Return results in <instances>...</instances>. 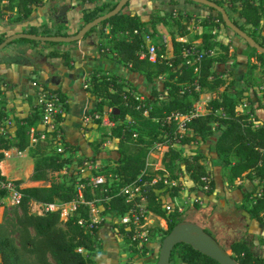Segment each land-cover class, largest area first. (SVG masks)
Segmentation results:
<instances>
[{
    "label": "trees",
    "instance_id": "16d2710c",
    "mask_svg": "<svg viewBox=\"0 0 264 264\" xmlns=\"http://www.w3.org/2000/svg\"><path fill=\"white\" fill-rule=\"evenodd\" d=\"M95 1L82 0V3ZM184 1L194 3L190 0ZM212 1L222 6L230 19L233 17L230 12L236 11L243 21L241 24H237L236 21L233 23L245 31L257 44L264 47V35L261 34L264 24V0ZM43 3L44 0H0V18H9L16 9L19 16L12 20L16 22L26 20L33 9ZM115 5L108 11L112 10ZM107 7L106 4H102L93 10L83 9L82 24L78 30L85 23L108 12H105ZM191 18L186 14L184 16L173 14L158 16L147 22L141 20L137 14H130L122 9L99 24L102 27L109 26L108 35L111 37L118 33H128V36L124 38L114 39L112 51L117 60L127 65L131 71L142 74L149 81L163 77L162 88L167 90L165 94L152 86V98L146 99V104L144 103V106L137 109L139 102L129 94L130 91H135L131 89V86L128 88L119 76L110 73L101 75L94 73L87 88L89 94L96 99L94 107L91 108V114L93 111L108 113L114 122V126L110 129L105 127L106 131H102L101 137L116 140L118 157L115 158V166L108 167L100 173L106 178L105 184L101 187H84L83 199L93 204L98 200L103 201L107 211L119 216L129 207L125 203L124 195L119 193L120 188L127 185L139 186L140 194L136 198L137 201H144L149 211L166 222V228L156 227V231L162 234L161 241L175 224L186 219L183 215L186 212L179 214L176 210L170 213L163 210L162 201L156 193V190L164 187L163 180L157 179L152 182L155 177L144 171L147 155L155 141H167L162 156L165 169L157 171L159 177L167 171L170 179L177 178L172 165L174 161L179 160L183 163L193 183H200V176L209 177V189L204 192L206 195H211L214 191V182L201 162L202 155L183 156L178 148L172 146L175 142V124L173 121H167L166 118L174 111H186L191 108L199 93L213 95L223 86L224 90L208 101L205 113L187 122L188 131L179 139V144H189L192 141L208 143L210 137L217 132L213 140V151L223 167L228 169L227 182L233 183L243 178L258 181L259 189L245 193L243 204L239 209L247 213L250 219L264 225V124L255 127L253 120L250 119V114L255 117L256 109L264 112V82L260 93L248 98L249 112H239L237 108L242 104L245 89L233 85V92L229 93V86H225V79L214 68L215 64H224L229 60L230 45L214 40L212 30L196 36V39H201L197 44L189 40H178L189 34L192 22L197 23V18ZM159 22L166 26L173 25L176 28L168 33L172 55L165 57V47L156 45L155 61H150L148 57L140 58L139 50L144 44L141 33L147 31L155 35V32L148 30L147 24L150 23L153 29L154 25ZM196 25L210 29L227 28L220 13L204 17ZM97 26L90 29L83 39L88 37ZM37 28L41 29V32L35 33ZM65 29L66 24L62 22L58 23L56 28L42 24L39 27H29L23 32L48 36H70L66 32L62 33ZM136 29L139 33L133 34ZM5 38V35H0V43ZM21 41L32 44L43 43L25 38L16 39L11 43ZM45 43L51 47L46 52V57L58 58L64 65H70L71 57L68 49L59 48L61 43ZM192 46L194 50L204 52L199 61H194L196 54H185V50ZM214 49H218L217 55L213 53ZM250 58H255L259 65L264 67V53L249 46L248 61ZM187 60L190 62L187 63ZM256 68H258L256 63L248 62V68L243 74L244 83L248 87L253 85L252 75ZM196 86L199 91L195 90ZM56 91H59L62 98L66 100L65 95L59 89ZM162 94L165 100H161ZM66 107L67 104H65ZM144 109H147V115L143 114ZM8 115L5 100L0 96V129L4 121L8 119ZM41 118L42 109L38 105H32L29 114L22 118H15L16 127L12 137L0 130V161L4 159L3 150L27 149L36 156L29 179L34 182H47L42 186L20 188L19 204L5 208L0 220V264H96L91 253L98 252L96 251L98 248L97 228L88 227L91 209L88 204L78 203L67 219L60 218V210L37 213L31 209L32 202L67 204L77 194L75 190L77 177L73 176L64 181L58 174L71 162L69 153L74 149L73 146L62 141L60 143L63 147L62 152H58L55 145L51 151L45 152L43 142H38L33 146L29 145L28 132L31 127L39 124ZM134 134H136L135 137ZM102 142L103 140L90 142L94 148V154L99 152ZM66 152H69V155ZM111 175H114L116 179L113 178L112 182L108 183L107 179ZM0 179H5L1 173ZM14 182L21 185L22 180L20 178ZM106 186L108 188L105 191L103 188ZM180 189L181 184L170 187L169 190L172 191L170 194L177 195ZM3 196L5 192L0 190V198ZM245 227H247L246 224ZM204 230L214 237L210 229L204 228ZM153 235L154 233L152 237ZM216 240L220 243L217 238ZM221 246L226 251L229 250L231 256L239 264H264V257L252 250L247 232L241 238L232 240L228 246L223 244ZM169 264L219 263L190 245L180 243L172 249Z\"/></svg>",
    "mask_w": 264,
    "mask_h": 264
},
{
    "label": "rangeland",
    "instance_id": "374dc122",
    "mask_svg": "<svg viewBox=\"0 0 264 264\" xmlns=\"http://www.w3.org/2000/svg\"><path fill=\"white\" fill-rule=\"evenodd\" d=\"M76 1V0H72ZM80 4L82 3V0H80ZM119 0H96L93 3H84V6L86 7L84 10H93L98 8L102 4H106L108 7L105 10L108 11L113 5H115ZM45 2L52 4L53 0H45ZM62 2H70L69 0H58L57 3ZM166 2L167 4L171 3L172 0H129L127 5L124 6L123 11L128 12L130 14H137L141 20L143 21H150L152 18H156L158 16H184L185 14L187 16H191L192 18H199L201 20L204 17L209 16L210 14L214 15L217 12L215 10H211L207 6L197 4V3H191L192 6L195 8H198L200 13H195L194 11H189L185 9L184 6V0H176L175 6L172 5V7H162V3ZM190 3V2H188ZM78 4V5H80ZM166 5V4H165ZM179 5V6H178ZM66 6V5H62ZM60 8H53L50 6V10H53L52 14L47 15V22L44 24L47 27L50 28H56L58 23L64 22L65 24H69V31L71 33H67L66 31H62V33H67L68 35H73L78 28L82 24V11L78 9L77 5H72L74 7H71L69 10H64V12L57 16ZM183 7V8H181ZM173 10V11H172ZM202 11V12H201ZM81 13V14H80ZM183 14V15H182ZM232 17V21H236L237 24H241L243 19L239 16V14L234 11L230 12ZM18 14L15 12V10L10 15L11 18L16 17ZM66 15L67 20L64 18ZM57 16V17H56ZM56 18V19H54ZM191 18V19H192ZM56 20V21H55ZM81 24L79 25V23ZM198 24V20L196 21ZM14 24L13 22H8L7 19L0 18V31L5 28V30L11 28V25ZM7 25V26H6ZM148 30L155 32V34H168L171 32V30H175V26L170 25L166 26L163 23L159 22L156 23L153 27V29L150 27V23L147 24ZM263 26V25H262ZM19 26H16L18 28ZM19 31H22L20 28H18ZM209 30H212V34L214 36V40H219L223 43L229 44V60L224 64H215L214 68L217 73H220L222 77L225 79V86H229V93L233 92L234 86L242 87L245 89V92L243 93V100L247 101L248 106V98L253 97L255 94H259L260 90L263 87L264 82V67L260 66L259 63L255 60V58H250V61H248V51L249 46L245 42L243 38L238 36L235 32L230 30L229 28H214L210 29L209 27H201L198 25H194L193 28L191 26V30L189 31V34L186 36V40L193 41L195 44L199 43L201 41L200 38L196 39V36H199L201 33L208 32ZM247 30V29H246ZM262 30V28H261ZM41 32V29L37 28L35 30V33ZM109 32V26H100L98 25L93 32L89 34L88 37L82 38L81 40L77 42H71V43H61L59 45V48H67L69 46H86L85 48V54H91L93 56V59L86 55L85 59H80V51L76 48L72 50V55L76 61V64L74 67H77L78 65H83V69H80L77 71L78 78H79V89H80V98L87 97L88 100H92L96 102V99L94 97H91L89 92L87 91L88 86L90 85V79L94 73L101 75L102 73L109 72L110 74L114 73L113 69L111 68L112 65L119 64V76L126 84V86L129 88L131 86L135 93L143 98L142 104H146V99L152 98L151 95V88L152 86H155L160 90L161 93H166V89L162 88V82L163 77H159L158 79H155L153 81H149L146 79L142 74L136 73L130 70V68L123 64L122 62L118 61L115 54L112 51L113 43L116 39L124 38L121 33L116 34L114 37H111L108 35ZM261 34L262 31H261ZM1 35H4L3 33ZM264 35V34H263ZM115 39V40H114ZM183 41H186L184 38H182ZM27 43L29 46L39 47L40 50L37 51L40 56L37 58L40 62H43L44 59H46V52H48L49 49H51L50 45L43 42L41 44H32ZM56 43V42H52ZM92 43L94 45L93 50H89L87 45ZM15 43H10L6 45L4 48L0 50V73L6 76L8 74L9 68H18L17 66L23 65V59L25 58V51L23 49L14 48ZM171 48L166 49L165 51V57H170L168 54L170 52ZM169 51V52H168ZM213 53L217 55L219 53L218 49H214ZM93 60H98L101 65L94 66ZM53 67L52 70L56 71L55 68H58L59 63H56V61L52 60ZM248 62L256 63L258 65V68H256L253 71L252 75V86L245 85V81L243 78V74L246 72L248 68ZM92 65V66H91ZM35 67L38 68V64H35ZM60 67V66H59ZM19 73V82L21 83H28V74L24 70L23 67L20 68ZM116 73H114L115 75ZM234 85V86H233ZM224 86L219 88L218 92L216 94H206V93H199L198 98L194 101L192 106L200 107L201 113L203 114L206 111V106L208 101L212 98L220 94L224 90ZM78 95V96H79ZM23 97V95H22ZM25 96L23 97V100H25ZM165 96L162 94L161 100H165ZM7 104V103H6ZM255 106V105H254ZM6 110L8 111L9 115H14L15 110L13 107L6 106ZM237 110L239 112H245L248 113L249 110L247 107H242L241 105L238 106ZM91 109H87L86 114H91ZM88 112V113H87ZM96 112V111H93ZM92 112V113H93ZM67 114V110L65 112ZM85 114V115H86ZM8 116V119L3 123L1 126V131L8 132L11 128L14 126L15 122V116L11 117ZM67 116V115H66ZM257 119H256V118ZM255 117L251 116L250 119L253 120L254 124H257L260 126L261 124H264V112L260 109L255 110ZM255 119V120H254ZM129 120V118L127 119ZM83 132L87 129V127H82ZM79 130V128H78ZM106 131L105 127L100 126L95 129L96 134L93 136H90L89 138H95V142L99 140H103L101 148L99 150L98 160H100V169H91L90 173L95 174L96 170H106L108 167L115 166V158L118 157L117 152V143L115 139L109 138V137H101L102 131ZM79 135L83 134L82 130L78 131ZM217 135V132L213 134V136L210 137V141L208 143L203 142H197L192 141L189 144H179V143H173L172 146L178 148L181 151V154L183 156H194L201 154V162L206 167L210 178H212L214 182V196L209 197V195H206V193L197 187H192L189 185L188 179L185 176L184 173V165L181 161L177 160L173 162L172 168L174 174L177 176V178H182V181L185 185H182V188L178 191L177 195L175 196V201L180 205L185 207V214H183L186 217V220L196 221L199 225H201L204 228L210 229L214 237H216L221 244L224 246H228L229 243L232 240L241 238L244 234H246L247 227H245V224L243 222V219L248 216L247 213H245L243 210L239 209L241 204H243V195L245 193H248L250 191H256L259 189L258 181L253 180V182L248 178L238 179L235 180L233 183L227 182V173L228 169L224 168L221 164L220 160L217 158L216 154L213 151V140L215 136ZM84 137V136H82ZM86 138V137H84ZM80 139V137H79ZM64 140V136H63ZM89 143V142H88ZM84 144L86 145V142L84 141ZM90 144V143H89ZM53 145L51 143H42L43 150L45 152H49L53 149ZM91 145V144H90ZM92 147V146H91ZM92 152L94 151V148H91ZM33 155V156H32ZM88 156V155H87ZM90 157H86V155H81L80 157H74L71 158V161H74L72 164V167H69L67 170V173L64 174L63 170L59 171V176L66 181L68 178L73 177L75 174L81 173V171L78 169L81 166V163L85 158H90L89 160L95 161L96 159L93 157V155H89ZM163 156V154H162ZM36 156L31 152H25L23 156H17L16 154H12L10 158L7 159V164L4 163V170L6 173H3V171L0 170V173H3L7 175V167L10 168V172L8 177L11 180H17V178H21L22 185L21 188L32 185H46L47 182L40 181V182H34L29 179V176L32 173L33 170V162ZM149 165L147 166L145 172L148 174H151L155 178L152 180V182H155L159 175L157 173L158 169L156 165L157 159L153 156L147 157ZM160 168H164V165L162 163V157H161V165H159ZM3 168V167H1ZM67 168V167H66ZM186 172V171H185ZM168 173V172H167ZM113 178L115 179L114 175H111L108 177L107 182L111 183ZM159 180V179H158ZM219 187V188H218ZM218 190V191H217ZM159 192V191H156ZM172 191L167 190L164 191L162 194L164 195V198L166 199L167 195H170ZM201 199V204L195 202V198ZM194 200V201H193ZM187 201H189L191 204H188ZM175 204V202L173 201ZM33 204V203H32ZM31 204V209L37 210L38 208ZM192 208V210H191ZM91 217L95 218L98 221V226H100L103 222H108L109 230L112 232V235L114 236L115 240L119 242V250L124 254V258L121 259L122 263L133 261L135 264H156L158 260V252L161 245V232L156 231V227H160L159 224H162L159 219H155L153 221V237L151 238V243L149 245H146L140 249L135 248L134 246L130 245L128 240L125 239L123 236L119 235L114 231L117 221V215H114L112 212H109L104 207V202L98 200L97 203H95L91 209ZM99 222H102L99 225ZM161 228V227H160ZM250 230H253L255 233L264 234V225L261 223H258L254 220L250 222L249 225ZM244 231V232H243ZM101 246L96 249V251L101 250ZM229 253H231L228 250ZM96 254L95 252L91 253V255ZM108 257H111V263L110 264H118V259L120 258V254L118 253H108Z\"/></svg>",
    "mask_w": 264,
    "mask_h": 264
},
{
    "label": "built area",
    "instance_id": "2783aa9c",
    "mask_svg": "<svg viewBox=\"0 0 264 264\" xmlns=\"http://www.w3.org/2000/svg\"><path fill=\"white\" fill-rule=\"evenodd\" d=\"M183 15V14H182ZM196 25L194 22L190 25L189 30H191V26ZM139 30L136 29L133 31V34H138ZM123 36H128L127 32L121 33ZM141 35L143 36L144 44L141 46L139 50L140 58L148 57L150 61H155L157 56V48L156 45H162L165 49H168L170 46V36L168 34H155L151 35L150 32H142ZM184 37L178 38V40H182ZM166 51V50H165ZM185 54H196L194 61H199L204 52L203 51H196L194 47H190L189 49L185 50ZM187 63L190 61L187 60ZM197 69V68H195ZM37 91L34 94V104L38 105L42 109V118L39 124L36 127H31L28 136H29V145L33 146L38 142L49 143L52 142L56 144V150L58 152L63 151V147L61 146V142L63 140V134L61 130V123L62 119L65 116L66 108V100L62 98L61 93L56 90H50L44 85H37ZM196 91L198 87L195 88ZM132 95L135 100L139 102L137 109L140 106H144L142 104L143 98L137 95L135 92L130 91L129 93ZM242 107H247V101L243 100ZM201 113L200 107L191 106L186 111H174L172 112L167 118V121H173L175 124V142L179 143V139L188 131L187 129V122H189L192 118L199 115ZM143 114L147 115V109L143 110ZM252 114H250V117ZM85 120H93L96 121L99 125L110 129L114 126V122L108 116V113H100L98 111L93 112L92 114L88 115ZM257 127V124H254ZM136 134H134V137ZM164 138L167 140L166 136ZM174 142V143H175ZM167 141H155L149 150L148 156H153L157 159V168L160 170H164L160 168L161 165V157L163 154L164 145H166ZM25 150H17V149H7L3 150L4 159L7 160L11 157L12 154H16L17 156H23ZM2 161V160H1ZM0 161V163H1ZM149 165L148 160L146 158L145 162V169ZM64 174L67 173L68 167L63 168ZM81 173L75 174L74 176L77 177V184L75 187L76 190V197L67 204H64L62 207L57 206L54 203L50 204H37L38 211L34 210L37 213H41L42 211H55L60 210V218L67 219L70 213H72L78 203H85L90 206V208L94 205L90 202H85L83 199L82 190L84 187H97L103 186L105 184V176L101 175V170H96L95 174H91V169H100V164L92 161V160H84L81 166L78 168ZM2 175V174H1ZM116 179V178H115ZM159 180H163L164 187L158 189L156 192L159 195V198L162 201V208L166 212L170 213L174 210L177 211L179 214H183L185 212V207L180 206L175 201L176 195H167L166 199L162 194L166 189L168 190L170 187L177 186V182L174 179H170L168 177L167 171L162 174L158 178ZM84 180V181H83ZM209 177L206 175L200 176V183H193V187H197L200 190L207 191L209 189L208 184ZM194 187V188H195ZM21 185H17L14 180L9 178L0 179V190L5 192V196L0 198V216L3 215V212L7 206L10 205H17L21 199L20 193ZM108 186L103 188V190H107ZM139 186L136 185H127L121 187L119 190L120 194H123L125 197V203L129 205L126 212L123 214L116 216V226L114 231L119 235L123 236L125 239L128 240L129 244L134 246L135 248H142L146 245L151 243V238L154 230L153 221L155 219H159L162 224H159L162 229L166 228V222L164 219L158 217L157 215L153 214L149 211L145 205L144 201L138 202L137 197L139 196ZM259 195V193H257ZM175 202V204L173 203ZM194 201V200H193ZM195 202L201 204L200 198H195ZM35 203V202H34ZM188 204H191L187 201ZM36 204V203H35ZM90 223L88 224L89 228L96 227L98 221L95 218L91 217L90 212ZM82 223V222H80ZM82 251V249H78Z\"/></svg>",
    "mask_w": 264,
    "mask_h": 264
},
{
    "label": "crops",
    "instance_id": "0c3cea01",
    "mask_svg": "<svg viewBox=\"0 0 264 264\" xmlns=\"http://www.w3.org/2000/svg\"><path fill=\"white\" fill-rule=\"evenodd\" d=\"M58 0H53L52 4L50 5L49 3L45 2L43 5L36 7L33 9L30 17L26 20H22L19 22L13 21L11 17L7 18L8 22H13L14 24L8 25L11 26V28L5 30L3 28L2 31H0V35L3 33L6 37L8 35H11L13 33H18V32H23L24 30L28 29L29 27H39L40 25L44 24L47 22V15L52 14L53 10H50V6L53 8H60L62 5L67 6V10H69L71 7H74L72 5H77L78 9L80 12L85 9L88 6H84V4H80V0L72 1L69 0L70 2H62V3H57ZM176 3V0H172V2L167 4L166 2L162 3V7H172L175 6L174 4ZM184 8L189 10V11H194L195 13H200L198 8H195L192 6L191 3L185 2L184 1ZM80 4V5H78ZM166 4V5H165ZM179 6V5H178ZM181 7V8H183ZM173 11V10H172ZM15 12L18 14L17 10L15 9ZM202 12V11H201ZM81 14V13H80ZM211 15V14H210ZM213 15V14H212ZM215 15V14H214ZM240 16V15H239ZM241 17V16H240ZM15 18V17H14ZM64 18L67 20L66 15ZM195 18V17H194ZM242 18V17H241ZM199 21V18H197ZM243 19V18H242ZM5 20V19H4ZM81 22L79 23V25ZM7 26V25H6ZM16 26H19L22 31H19ZM65 31L67 33H71L69 31V24L66 23V29ZM262 33L264 34V24L262 26ZM186 40V36L184 37ZM89 50L94 49V45L90 43L87 45ZM86 46H80L79 44L76 46H69L65 49H68L70 52V65L66 66L62 63V61L58 58H48L44 59L43 62H40L37 58L40 56L37 51L40 50L39 47H34V46H29L27 43L21 41L17 42L14 44V48H19L23 49L25 51V58L23 59V65L22 66H17L18 68H9L8 69V74L4 76L3 74L0 73V96L5 100V105L8 107H13L15 110L14 115H8V116H15L18 118H22L29 114L30 108L34 104V94L37 91V85H44L48 86L50 90H56L59 89L66 97V104H67V114L65 113L64 118L62 119L61 123V130L62 134L64 136V141L68 142L71 146H73L72 152H66L67 155L70 154L71 158L74 157H80L82 154L86 155V157H90L89 155H93L94 152L91 150L90 145L91 141H94L95 138H89L90 136H93L96 134L95 129L99 127V124L96 121L93 120H85V118L88 116L86 114L87 109H91L94 107L95 102L92 100H88V98L83 97L80 98V89H79V78L77 71L80 69H83V65H78L77 67H74L76 64V61L72 55V50L77 49L80 51V59H85V56L88 55L93 59V56L91 54H85V48ZM170 48V47H168ZM169 52V51H168ZM170 56L172 55V51L168 53ZM39 55V56H38ZM52 60L56 61V63H59L60 67L57 66L58 68H55L56 71L52 70L51 67H53ZM93 65L98 66L101 65L98 60H93ZM35 64H38V68L35 67ZM92 66V65H91ZM119 64L112 65L113 72L116 73L115 75H119ZM23 67L24 70L28 74V83H21L19 82V71L20 68ZM108 74L109 72H105ZM113 73V74H114ZM112 74V73H111ZM25 96V100H23V97ZM79 95V96H78ZM92 97V96H91ZM7 103V104H6ZM7 111V110H6ZM8 112V111H7ZM86 114V115H85ZM67 115V116H66ZM14 118V119H15ZM5 122V121H4ZM87 127V129L83 132L82 127ZM101 126V125H100ZM16 124L14 122L13 128H11L8 132H6L10 137L14 135ZM78 128L81 131L82 130V135L78 133ZM86 138H84V137ZM80 137V139H79ZM84 141L86 142V145L84 144ZM90 144H89V143ZM12 150L15 148H11ZM25 152H27V149H25ZM69 153V154H68ZM100 152L96 153L95 156H93L96 160L95 162L100 164V160H98V155ZM65 154V155H66ZM88 155V156H87ZM86 160V159H85ZM93 161V160H92ZM84 162V160H83ZM82 162V163H83ZM4 163L7 164V160H2L0 163V170L3 171V173H6L4 170ZM74 161H71L69 164H67L65 167H72V164ZM81 163V164H82ZM115 164V163H114ZM8 165V164H7ZM3 167V168H1ZM9 167V166H8ZM7 167V175L4 174V176L8 177L10 168ZM64 167V168H65ZM64 172V169H62ZM2 173V175H3ZM185 176L188 179V182L190 183L193 187V182L189 178L187 172H185ZM18 179V178H17ZM20 179V178H19ZM174 180L177 182V184L185 185L182 181V178H174ZM40 182V181H36ZM248 182H253V181H248ZM22 185V183H21ZM30 186H36L30 184ZM37 186H42V185H37ZM215 186V185H214ZM28 187V186H27ZM216 187V186H215ZM219 188V187H218ZM215 190V189H214ZM218 191V190H217ZM214 192V191H213ZM215 194L212 193L209 195V197L214 196ZM33 203V204H32ZM31 204L37 207V204L41 203H34L32 202ZM57 206H63L64 204L60 203H54ZM38 208V207H37ZM192 210V208H191ZM34 211V209H32ZM2 219V216H0V220ZM243 219L244 224L247 226V231H248V241L250 242L251 248L254 252L260 254L261 256L264 257V234L260 233H255L253 230H250L249 225L250 222L253 219H250L249 216H246V218H241ZM256 221V220H254ZM196 222V221H194ZM257 222V221H256ZM102 222H99V225ZM259 223V222H258ZM198 224V223H197ZM108 222H103L100 226L97 224V232H96V243L97 245L101 248L100 251H98L96 254L91 255V257L94 258L96 264H110L111 263V257H108V253H118L120 254V258L118 259V264H135L133 261L125 262L122 263V260L124 258V254L119 250V242L115 240L114 236L112 235V232L109 230ZM244 232V231H243Z\"/></svg>",
    "mask_w": 264,
    "mask_h": 264
},
{
    "label": "water",
    "instance_id": "95a60500",
    "mask_svg": "<svg viewBox=\"0 0 264 264\" xmlns=\"http://www.w3.org/2000/svg\"><path fill=\"white\" fill-rule=\"evenodd\" d=\"M129 0H119L115 7L94 18L93 20L85 23L76 34L71 36H48V35H40V34H31L25 32H18L8 35L1 43L0 50L4 48L6 45L11 43L16 39H30L40 42H56V43H71L77 42L81 40L84 35L93 27L99 25L109 17L114 16L119 13L124 6L128 3ZM194 3L201 4L207 6L208 8H212L217 13H220L225 25L227 28L235 32L238 36L243 38L245 42L253 48H256L260 53H264V47H261L257 44L245 31L241 30L238 25L234 24L233 21L229 18L226 10L213 2L212 0H190ZM67 9V6H62L59 10L57 16H60L64 10ZM56 16V17H57ZM180 243H185L190 245L195 250L200 253L212 258L219 264H239L231 254L226 251L220 243L214 238L211 234L204 230V227L197 224L191 220H183L175 224L169 233H167L162 241L158 252V260L156 264H169L170 263V255L172 249Z\"/></svg>",
    "mask_w": 264,
    "mask_h": 264
}]
</instances>
